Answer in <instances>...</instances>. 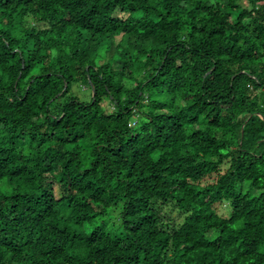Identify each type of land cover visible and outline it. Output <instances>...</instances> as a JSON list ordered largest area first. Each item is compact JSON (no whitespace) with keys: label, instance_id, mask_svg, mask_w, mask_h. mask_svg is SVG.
I'll use <instances>...</instances> for the list:
<instances>
[{"label":"trees","instance_id":"1","mask_svg":"<svg viewBox=\"0 0 264 264\" xmlns=\"http://www.w3.org/2000/svg\"><path fill=\"white\" fill-rule=\"evenodd\" d=\"M0 264H264V0H0Z\"/></svg>","mask_w":264,"mask_h":264},{"label":"rangeland","instance_id":"2","mask_svg":"<svg viewBox=\"0 0 264 264\" xmlns=\"http://www.w3.org/2000/svg\"><path fill=\"white\" fill-rule=\"evenodd\" d=\"M73 91L81 98L84 100H90L92 97V92L89 90L86 86H80V85H75ZM57 188V187H56ZM57 194H59V190H56ZM216 208L218 212L223 215V216H228L230 210L228 208V204L223 202L219 203L216 205ZM168 211V214L171 213V215L175 216L177 220H181V218L177 215V213L171 212L170 209H166ZM102 220L107 221V228L110 230H117L120 225V209L118 207H110L107 210V213L101 217V218H96L94 224L96 223H101ZM85 229L87 231L92 229V225L86 224Z\"/></svg>","mask_w":264,"mask_h":264}]
</instances>
